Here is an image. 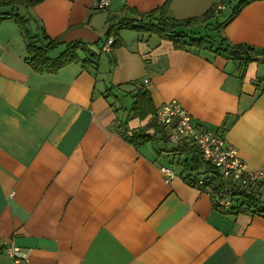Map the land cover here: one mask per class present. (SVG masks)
<instances>
[{
    "label": "crops",
    "instance_id": "crops-1",
    "mask_svg": "<svg viewBox=\"0 0 264 264\" xmlns=\"http://www.w3.org/2000/svg\"><path fill=\"white\" fill-rule=\"evenodd\" d=\"M109 1L101 10L94 0L22 4L26 28L0 20V263L10 262L13 241L28 255L23 264H264V213L217 212L166 151L173 125L138 144L123 131L155 121L176 99L194 124L222 132L249 169L264 167V54L244 65L216 46L176 48L155 31L117 24L165 4L171 16H195L214 0L201 9L205 0ZM27 32L62 41L52 57L68 42L82 47L40 71L27 60ZM222 32V43L264 49V0ZM139 90L153 102L143 117L132 109ZM163 165L175 169L168 181ZM258 191L263 201L264 182Z\"/></svg>",
    "mask_w": 264,
    "mask_h": 264
},
{
    "label": "trees",
    "instance_id": "trees-1",
    "mask_svg": "<svg viewBox=\"0 0 264 264\" xmlns=\"http://www.w3.org/2000/svg\"><path fill=\"white\" fill-rule=\"evenodd\" d=\"M43 0H0V20L6 18L14 19L21 27L26 28V23L28 19L26 16L21 15L17 12V7L20 5L33 6ZM253 0H241V2L234 6V11L231 13V16L227 18L222 25H226L233 19L239 11L248 3ZM8 7V8H7ZM216 5L211 6L210 9L205 11L203 14L189 16L187 18H174L168 12L167 4L159 6L149 12H137L133 10V13L137 14L138 19H129L125 18L120 19L117 24L119 28H133L139 31H155L158 36L165 37L170 40L176 48H186L199 51L207 47L211 50L213 46L217 50L222 48L224 51H228L233 58L243 61L246 65L249 61L256 59L259 55L264 54V49L260 52L248 44H233V43H222L223 40H226L222 36H214V41H220L219 45L209 44L211 41L207 38V33L209 28H206L208 23L206 19L212 17ZM6 8L7 10H5ZM129 9V8H126ZM109 30L114 29L115 24H113L114 18H109ZM220 24V23H219ZM199 26L204 28L205 34L201 33L196 37H189L188 28L184 27L189 26ZM184 30V31H181ZM193 34H198L193 32ZM221 35V34H220ZM223 38V39H222ZM26 50H27V60L34 66L36 69L42 71L44 69L56 68L63 63L74 59L76 50L80 47V42H68L66 43V49L56 57L49 55L55 47L58 46L59 42L57 38H49L47 34H43V39L38 38V36H32L30 32L26 33ZM222 40V41H221ZM43 42V43H42ZM209 44L210 46H208ZM243 59V60H242ZM140 91V90H139ZM138 94L135 95L136 101L133 105V110L135 111V116L143 117L144 114L151 112L153 109V102L147 91L141 90ZM141 110V111H139ZM153 129V132L162 130L158 126L156 121L152 119L148 124L141 128H135L134 136L127 138L130 143L138 144L139 142L149 141L154 137V134H151L149 130ZM156 135V134H155ZM168 153H173L177 156L190 155L189 159L185 161H180V175L190 184L198 186V180L200 178L206 179V174L213 171L212 168L207 163H202L199 156L197 155L195 149L188 142H181L174 147L166 150ZM214 180L213 177L208 179L209 183H212ZM213 188L217 191L220 190L221 184L218 181H215V186ZM235 198L237 200L238 211H241L244 207L245 210L252 212H262L264 213V205H262L261 195L258 190H253L248 187H238L234 192Z\"/></svg>",
    "mask_w": 264,
    "mask_h": 264
},
{
    "label": "built area",
    "instance_id": "built-area-1",
    "mask_svg": "<svg viewBox=\"0 0 264 264\" xmlns=\"http://www.w3.org/2000/svg\"><path fill=\"white\" fill-rule=\"evenodd\" d=\"M93 5L105 8L109 5V0H94ZM224 7L225 4L218 5V8ZM156 116L161 125L174 126V131L168 135L171 143L178 144L183 139L191 141L201 158L213 165V172L206 174V179L200 178L198 184L213 196L214 208L219 213L228 214L235 204L232 194L236 184L253 186L264 179V169L249 170L221 133L194 126L186 109L176 99L164 103ZM161 170L166 180L174 176V171L168 166H162ZM215 174H219L218 182L221 184L217 191L213 188L217 180L214 179L212 183L208 181ZM5 250L11 260L0 264H23L28 260L27 253L13 241L6 245Z\"/></svg>",
    "mask_w": 264,
    "mask_h": 264
},
{
    "label": "bare ground",
    "instance_id": "bare-ground-1",
    "mask_svg": "<svg viewBox=\"0 0 264 264\" xmlns=\"http://www.w3.org/2000/svg\"><path fill=\"white\" fill-rule=\"evenodd\" d=\"M109 6V5H108ZM107 6V7H108ZM93 7L95 8V9H99V10H101V9H105V8H107V7H105V8H96L94 5H93ZM226 8V6L224 7V8H218V6H216L215 7V10H214V13H213V16H216V15H218L219 13H220V11L221 10H223V9H225ZM113 43H114V37L112 36V35H110L108 38H107V41H106V43H105V45H104V47H103V51H110L111 50V46L113 45ZM0 46H1V44H0ZM1 49V48H0ZM144 82L145 83H148L149 82V80L148 79H145L144 80ZM172 100H174V99H172ZM171 101V100H170ZM178 101V100H177ZM166 102H169V101H166ZM166 102H164V103H166ZM179 102V101H178ZM163 103V104H164ZM180 103V102H179ZM162 104V105H163ZM181 104V103H180ZM161 105V106H162ZM160 106V107H161ZM160 107L158 108V110L160 109ZM158 110H157V112H158ZM187 111V110H186ZM157 112H156V115H157ZM188 112V111H187ZM188 114H189V112H188ZM155 115V121L157 122V124H158V126H162V127H166V126H168V125H161L158 121H157V116ZM189 116H190V118H191V122H192V124L194 125V126H196V127H198V128H205V129H208V130H211V131H215V132H219V133H221L222 135H223V137H224V139L226 140V142L227 143H229L230 145H232L233 147H234V145L233 144H231L227 139H226V137L224 136V134L222 133V132H220L219 130H214V129H209V128H206V127H203V126H199V125H196V124H194L193 123V121H192V117H191V115L189 114ZM170 126H172V125H170ZM173 128H174V126H173ZM123 130V129H122ZM124 131V133L126 134L125 135V137H126V139L127 138H130V137H132V136H134V130H132V129H128V130H123ZM174 131V130H173ZM171 133V132H170ZM169 133V134H170ZM168 134V135H169ZM168 135H167V138H166V142L167 143H169L170 145H171V147H174V146H176L177 144H173V143H171L170 141H169V139H168ZM128 140V139H127ZM129 141V140H128ZM181 142H188L190 145H192L193 146V148L195 149V151H196V153H197V155L199 156V158H200V160L202 161V163L204 162V163H207L211 168H212V170H214V167H213V165L212 164H210L208 161H205V160H203L202 158H201V156H200V154L198 153V151H197V148L195 147V144L194 143H192L191 141H188V140H185V139H183ZM181 142H179V143H181ZM178 143V144H179ZM170 147V148H171ZM170 148H167V149H170ZM234 149L237 151V149L234 147ZM172 154V153H171ZM237 154H238V151H237ZM182 156H185L186 157V159H189V157H190V155H182ZM238 156H239V154H238ZM178 157H181V156H176V158L175 157H173V158H171V159H173V160H177L178 159ZM240 157V156H239ZM175 158V159H174ZM241 158V157H240ZM241 160L246 164V162L241 158ZM178 161V162H177ZM175 163H180V159H178ZM163 166H168V167H170V168H172V170L174 171V175H175V169H174V167L173 166H171V165H163ZM247 166V165H246ZM248 168V167H247ZM249 169V168H248ZM258 169H264V167H262V168H256V169H249V170H258ZM162 171V170H161ZM213 172V171H212ZM163 173V172H162ZM164 175V174H163ZM164 177H165V175H164ZM173 177V176H172ZM171 179V178H170ZM169 179V180H170ZM214 179L215 180H219L220 178H219V174H215V177H214ZM165 180H166V177H165ZM166 181H168V180H166ZM263 182H264V179L262 180V181H260L258 184H256V185H253V186H251V185H248V186H245V185H242V184H236L235 185V188H234V190H233V194H232V200L235 202V204L232 206V208L229 210V213L228 214H230L233 210L234 211H238V208H237V200H236V198H235V195H234V192H235V190L238 188V187H248V188H252L253 190H258V188H259V186L261 185V184H263ZM196 187H198V188H200V189H202V190H204V188H202L199 184H198V186H196ZM205 191V190H204ZM210 196L212 197V201H213V196L210 194ZM213 207H214V203H213ZM215 209V208H214ZM216 210V209H215ZM217 211V210H216ZM246 212V211H248V212H252V211H249V210H245V208L243 207L242 208V210L241 211H238V212ZM218 212V211H217ZM227 215V214H226Z\"/></svg>",
    "mask_w": 264,
    "mask_h": 264
},
{
    "label": "rangeland",
    "instance_id": "rangeland-1",
    "mask_svg": "<svg viewBox=\"0 0 264 264\" xmlns=\"http://www.w3.org/2000/svg\"><path fill=\"white\" fill-rule=\"evenodd\" d=\"M205 1H202V5H201L200 9L202 7L208 5L209 0H205ZM210 1L212 2L213 0H210ZM217 2H219V0H214V2L210 6H208L209 8H206L204 10V12L207 11L208 9H210L211 6H214L213 4H215V3L217 4ZM232 3H233V1L231 2V5H230V1L227 0L226 2H224L226 8L228 7L227 9L225 8L220 14L216 15V18H214V16L212 15V17H210L209 19H206V22L208 24L206 26H204V27L209 28L208 33H207V38L211 41L209 44L219 45L220 41L219 42L218 41L217 42L214 41L213 40V39H215L214 36L220 37L222 35V33H223L222 31L224 29V25H222V23H224V21L231 16V10H232V13H233L234 6L239 4L240 2L236 1L235 4H232ZM109 5H110V1H109ZM188 6H191V2L188 5H186L185 8L188 7ZM204 12H201V13L203 14ZM173 17L174 18H185V17H179L177 15H173ZM218 19H223V20L221 22H219ZM186 28H188L187 30L189 32V37H196L198 35H201V33L205 32L204 28L199 27V26H195V25H192V26H189V27H184V29H186ZM181 31H184V30H181ZM193 32L198 33V34H193ZM219 34H221V35L219 36ZM202 35H206V34L204 33ZM100 44H102V42H100ZM209 44H207V45L210 46ZM100 47H101L100 45H95L94 46V50L98 53L99 59H100V55H102L101 56V59H102L103 57L105 58V54L100 53V51H99ZM121 100L126 105V103L129 101V98H127L126 96L122 95ZM178 159H180V158L178 157ZM175 165H176V169H180L179 163H176Z\"/></svg>",
    "mask_w": 264,
    "mask_h": 264
}]
</instances>
